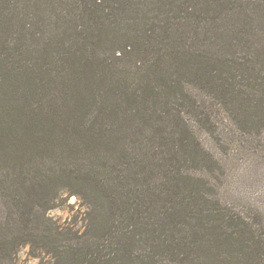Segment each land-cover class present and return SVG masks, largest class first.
Here are the masks:
<instances>
[{"label": "trees", "instance_id": "obj_1", "mask_svg": "<svg viewBox=\"0 0 264 264\" xmlns=\"http://www.w3.org/2000/svg\"><path fill=\"white\" fill-rule=\"evenodd\" d=\"M252 4L264 9V0ZM250 6L249 0H0V163L8 165L0 173V188L10 198L7 218L23 225L12 251L0 241V264L12 262L19 247L37 237L65 234L69 245L41 249L51 264H264V223L255 221L252 227L249 217L222 208L218 200L212 204L200 189L190 193L187 206L170 202L159 211L181 186L188 191L182 183L192 179L183 173L187 162L195 169L216 163L183 119L186 109L216 129L188 88L222 95L225 115L238 99L248 100L233 84L227 92L222 86L228 87L230 78H217L211 70L226 59L231 74L239 59L248 71L251 56L264 58V25H254ZM199 56L206 62H190ZM126 59L139 71L137 87H124L120 80L127 77L119 69ZM183 73L192 80L181 81ZM158 78L162 81L154 85ZM240 104L239 111L246 105ZM253 107L264 113V97ZM94 112L96 120L89 121ZM136 114L144 121L137 130L148 132L153 149L148 143L135 148L155 161L151 170L145 156L130 165L135 166L130 185L131 167L100 163L106 158L98 152L111 155L115 139L127 133L122 127ZM78 116L81 125L85 117L90 124L79 136L68 137ZM155 120L161 125L155 126ZM58 140L67 141L61 145ZM33 162L43 168L34 164L31 169ZM81 180L103 210L96 239L61 229L47 217L57 200L79 197L74 189ZM192 222L199 228L193 238L205 244L211 261L187 240ZM141 245L145 252H139Z\"/></svg>", "mask_w": 264, "mask_h": 264}, {"label": "rangeland", "instance_id": "obj_2", "mask_svg": "<svg viewBox=\"0 0 264 264\" xmlns=\"http://www.w3.org/2000/svg\"><path fill=\"white\" fill-rule=\"evenodd\" d=\"M249 1L251 3L250 7L253 10L252 12L254 13V25H264V22L262 23L264 19V9L261 10V8L257 7L255 4H252L254 0ZM131 17L132 15L126 16L124 23L129 22ZM220 55L225 56V54ZM200 56L197 59L191 57L190 62L194 64L206 62V58H200ZM215 58L217 59L218 57L215 56ZM251 59L252 61L248 63V65H252V70L244 71L243 65L245 62L239 59H236V61L234 60L237 71L231 74L226 71L230 68L227 66L226 59L218 61L219 65L215 64V68L211 70V73L216 75L217 78H230L228 87H226V84L222 86L224 89H227V92H230L229 88H232L233 84L236 90L245 92V94H241L240 98H248L246 102L245 100L240 101L238 99L234 105L232 104V107L228 106L231 110L230 114L225 115L226 111L224 112L222 110V108L225 109V106L223 104L221 105L222 95L218 96V94H216L215 98L213 94L208 93V90H206V92L200 88H188L191 89L193 93V99L195 98L194 100L199 102V110L209 112L214 119V122H216V129L214 130L206 120L203 121V118L196 117L198 113L192 115L187 113L186 109H183L185 112L183 119H186L190 126L194 128L198 142L208 152L214 155L213 157L216 163L207 161L202 164V167L195 169L192 164L187 162L184 165L185 169L183 173L190 176L192 175V179H182V183L184 186H187L188 191L186 189L183 191V187L180 185L182 189L180 191L176 190L174 195H168L170 196L169 201L164 207H161L159 211H165V208L169 206L170 202L182 203L187 206L192 199L190 193L194 189H200L203 197L212 202V204H214V201L218 200L222 208L238 215L249 217L250 220L248 223L252 225V227H254L255 221L264 223V113L259 112V110L253 107L255 103H258L264 97V58H255V56H251ZM227 60L231 59L227 58ZM123 65V68H119L120 70H125L127 75V77H120V80L125 82L123 86L130 88L137 87L138 83L140 84L139 71L134 66L133 60L126 59ZM178 77L185 83L191 81L193 78L189 73L180 74ZM160 81H162V79H155L153 84L156 85ZM216 84L221 85L222 83L217 79ZM162 86L165 91L169 92L167 83H163ZM158 88L159 85L155 86L156 91H158ZM238 102H241L240 105L246 104L245 108L241 107V111H239L240 108L237 106ZM175 107L176 106H173V108ZM139 113H141L143 118L146 117L143 107L139 109ZM141 115L136 114L132 119H128V126L125 125L122 127L121 132L127 133L122 140L115 139L114 150L111 155H105L103 151L98 152L99 158H106V160L100 163L106 164L108 162L107 164L109 167L112 163H118L123 170H129L131 167L129 170L131 179L130 185L133 182L132 172L135 169V166L130 165L137 163L139 158L145 156V163L149 165L146 166L147 170L154 169L153 165H150L151 162L155 161V158L150 157L151 153H146L145 151L138 152L135 148L136 144L148 143V146L153 149L148 132L141 135L137 130V128L144 123ZM94 116L95 112L89 115V121L93 122L96 120ZM84 120L85 125H81L80 116L74 118L73 122L68 127V137L74 138L79 136L82 127L89 126L90 122L86 123V117L83 121ZM95 122H99V119ZM153 124L155 126L161 125L156 120L153 121ZM91 130L95 131L94 127ZM61 138L63 137H60V139ZM66 141L67 140H58V143L65 145ZM77 147L80 146L77 145ZM81 149L82 148H80L78 153H80ZM76 156L78 161H80V158L82 161V156ZM124 162H129V166L124 164ZM0 164V173L3 171L1 173L2 175L5 173L4 170L7 169L8 165L6 163ZM34 164L38 169L43 168L41 162H33L29 165L31 169L34 167ZM18 180L20 181L21 179ZM202 181L204 183H202ZM62 185L66 184H56L54 188L58 190ZM86 185V182L81 180L79 186H77V188L75 186L74 189L79 197L77 196L78 198H76V196H71L67 199L57 200L56 203L53 204L54 206H51L52 209L47 212V217L61 229H71L73 231H79V233L85 232L93 239H96L101 233L96 235L94 230L98 217L101 216L103 210L100 201L95 200L90 194L91 192L85 190L87 188ZM9 200L10 198L7 192L0 188V241H2V246L5 250L9 249L12 251L10 244L14 241L13 238L20 234L23 225L16 222L13 223L10 218H7L10 215L8 207ZM202 201L203 200H200L199 202L201 203ZM45 224L49 225L50 223L47 221ZM43 226L46 227L41 224V227ZM186 229L189 233L187 240H193L194 246L196 245L198 247L203 259L210 260V253L204 254L206 249L205 244H200L199 239L193 238L195 233L199 231L197 225L192 222L191 226L186 227ZM141 230L144 231V229ZM55 243L61 246L69 245L66 234L63 238H55L52 236L48 239H44L37 237L35 243L32 242L27 244V246L19 247V251L12 255V262L5 261L3 264H51V262H49V256L41 249H43L42 247L44 246H51ZM123 243L124 241H121V244ZM141 246L139 252H145L146 248H144L143 245ZM66 264L68 263L66 262Z\"/></svg>", "mask_w": 264, "mask_h": 264}]
</instances>
